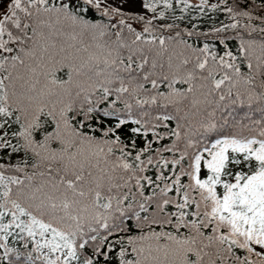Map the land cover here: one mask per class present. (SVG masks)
<instances>
[{"label":"trees","instance_id":"16d2710c","mask_svg":"<svg viewBox=\"0 0 264 264\" xmlns=\"http://www.w3.org/2000/svg\"><path fill=\"white\" fill-rule=\"evenodd\" d=\"M141 2L0 0V264H264V0Z\"/></svg>","mask_w":264,"mask_h":264},{"label":"rangeland","instance_id":"374dc122","mask_svg":"<svg viewBox=\"0 0 264 264\" xmlns=\"http://www.w3.org/2000/svg\"><path fill=\"white\" fill-rule=\"evenodd\" d=\"M91 2L95 4L102 3V5H106V6H114V7H120V8H125V9H131L137 12L143 8V4L141 0H91ZM255 189H258L260 192L264 194V174H263L262 180L259 181V185L256 186ZM262 214H263L262 218L264 220V211L262 212ZM260 223H264V221H261Z\"/></svg>","mask_w":264,"mask_h":264}]
</instances>
